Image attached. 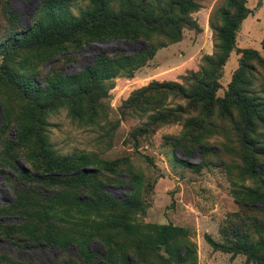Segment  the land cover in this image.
Segmentation results:
<instances>
[{"label":"rangeland","instance_id":"1","mask_svg":"<svg viewBox=\"0 0 264 264\" xmlns=\"http://www.w3.org/2000/svg\"><path fill=\"white\" fill-rule=\"evenodd\" d=\"M62 1L64 9L47 6V21L98 7ZM45 2L0 0V264H260L231 247L239 233L264 256V64L241 53L264 61V0H195L198 30L184 27L180 44L148 64L97 73L88 69L99 56L131 57L143 41L93 42L80 32L77 46L7 50ZM107 2L118 9L119 0ZM235 5L249 14L222 53L221 13L234 16ZM173 36L157 31L152 40L168 45ZM222 55V67L207 63ZM21 82L42 94L26 96ZM232 85L240 101L228 95ZM52 163L69 174L50 177ZM156 225L179 229L170 244L192 247L185 262L156 245Z\"/></svg>","mask_w":264,"mask_h":264},{"label":"trees","instance_id":"2","mask_svg":"<svg viewBox=\"0 0 264 264\" xmlns=\"http://www.w3.org/2000/svg\"><path fill=\"white\" fill-rule=\"evenodd\" d=\"M59 2H54V0H47L41 7L38 17L35 20V24L28 27L17 35L18 37L12 41L7 50H17L23 49L29 46H58L60 49H64L62 45L65 42H71L74 46H77L79 41L75 40V36L80 33H88L92 38L93 42H99L107 39H121L128 42L143 41L144 48L138 53L131 57H116L110 59L104 57V55L99 56L101 59L98 62L97 68H90L88 72H103L109 69L110 64L119 65L124 63L125 65L132 64L133 68L137 67V64H133L135 59L140 58L144 64L152 60L156 52L162 48L168 47L172 44L181 41V33L184 27H189L191 29L198 30V26L195 20L192 19L191 14L196 13L200 6L195 2V0H165L164 2L158 0L157 3H151L150 0H119L118 9L116 11L108 9L107 0H92L94 4L98 7L95 11L91 13H82V17H72L68 16L64 18L63 22L67 19L70 22L67 26L63 25V22L59 20L47 21L46 8L53 9H64L63 5L65 1L58 0ZM236 13L231 16L228 12L222 11V17L224 25L218 30L219 39L221 45L218 48L220 52H229L232 50L234 45V33L238 25L247 17L249 11L244 8L243 5H235ZM52 10V9H50ZM87 17V22L84 17ZM110 26L109 31H103L102 27ZM70 28V29H68ZM76 31V32H74ZM157 31L160 34H164L165 31L171 32L173 36V41L168 45L158 44L155 45L152 40L153 34ZM75 36L72 38V35ZM243 58H257L260 63L264 64V61L260 59L255 51L244 50L241 52ZM226 56H216L214 60L208 59L207 63L211 67H222L226 60ZM96 65V63H95ZM110 70V69H109ZM108 73L113 74V72L108 71ZM201 75L203 78L207 77V73L201 70ZM113 76L110 75L109 78ZM198 79L194 76L193 81ZM212 80L210 79L211 82ZM214 82L207 83L205 85L206 89L212 87ZM17 86L22 90L26 96H36L42 94L40 87L36 86L32 82H21L17 83ZM167 86V84H166ZM178 91H182L180 85H175ZM196 98H201L204 100L208 95L203 93L200 97L201 90L198 89ZM185 94L184 92L182 93ZM238 90L232 86L229 88V94L236 100H239ZM253 156L248 159L249 172L252 175H258L261 172L258 170ZM50 177L54 174L67 175L66 168L57 164H48V171ZM264 200V197H262ZM108 203L116 205L117 202L107 199ZM127 205V203L125 204ZM156 245L162 248L165 253L175 262L182 263L187 260V256L192 252V247L185 245L181 248H176L170 244V241L180 232L179 229L171 225H156ZM235 243L232 245L231 249L237 253H242L247 255L251 259L261 262L264 264V256L261 254L259 248H254L245 241V238L239 233L235 234ZM208 244L213 248H219L220 246L207 238ZM136 242L132 241V247H137ZM156 252L153 251L152 253ZM123 264H134L124 261ZM135 264H150L145 258L143 261L136 262Z\"/></svg>","mask_w":264,"mask_h":264},{"label":"crops","instance_id":"3","mask_svg":"<svg viewBox=\"0 0 264 264\" xmlns=\"http://www.w3.org/2000/svg\"><path fill=\"white\" fill-rule=\"evenodd\" d=\"M177 44H180V42H178V43H176V44H172V45H170V46H168V47L162 48V49L158 50V53H159L160 51L163 52L164 50H167V49H169V48H172V46L177 45ZM162 50H163V51H162ZM156 53H157V52H156ZM156 56H157V54H155V56L153 57L152 60H154V59L156 58ZM152 60H150V61H148V62H151ZM147 64H148V63H147Z\"/></svg>","mask_w":264,"mask_h":264},{"label":"water","instance_id":"4","mask_svg":"<svg viewBox=\"0 0 264 264\" xmlns=\"http://www.w3.org/2000/svg\"><path fill=\"white\" fill-rule=\"evenodd\" d=\"M85 172V171H84Z\"/></svg>","mask_w":264,"mask_h":264}]
</instances>
